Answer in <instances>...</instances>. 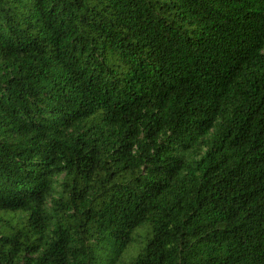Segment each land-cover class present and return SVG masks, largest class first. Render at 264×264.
<instances>
[{"label": "trees", "instance_id": "16d2710c", "mask_svg": "<svg viewBox=\"0 0 264 264\" xmlns=\"http://www.w3.org/2000/svg\"><path fill=\"white\" fill-rule=\"evenodd\" d=\"M0 264H264V0H0Z\"/></svg>", "mask_w": 264, "mask_h": 264}]
</instances>
